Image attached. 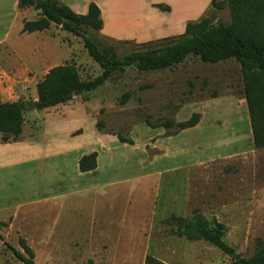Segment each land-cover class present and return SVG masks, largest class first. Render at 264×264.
<instances>
[{
	"label": "rangeland",
	"instance_id": "1",
	"mask_svg": "<svg viewBox=\"0 0 264 264\" xmlns=\"http://www.w3.org/2000/svg\"><path fill=\"white\" fill-rule=\"evenodd\" d=\"M218 1L224 8L210 7L204 16L229 23L228 0ZM20 28L16 25L11 36L14 47L0 46V70L14 81L0 84V102L28 104L20 139L40 138L41 121L61 112V139L75 151L61 165V184L48 187L60 198L20 210L11 230L9 223L0 225L6 241L23 250L24 238L36 264H145L148 255L167 264H231L236 254L253 255L264 242V148L254 145L235 59L205 63L189 56L163 70L132 67L67 104L31 108L38 100L36 84L50 68L73 65L82 80L103 69L83 39L60 25L41 34L21 31L23 39ZM89 34L118 58L155 48L160 40L143 46L92 29ZM125 93L130 98L122 104ZM194 112L201 115L199 123L178 133L145 122L147 116L154 123L185 121ZM98 120L105 122L100 132ZM79 129L83 132L73 135ZM118 135L133 143H122ZM94 151L97 170L80 171L75 156ZM195 211L225 224L223 237L235 254L205 240L178 237L165 223L173 214L189 218ZM12 214L0 211V219ZM0 257V264H23L3 241Z\"/></svg>",
	"mask_w": 264,
	"mask_h": 264
},
{
	"label": "trees",
	"instance_id": "2",
	"mask_svg": "<svg viewBox=\"0 0 264 264\" xmlns=\"http://www.w3.org/2000/svg\"><path fill=\"white\" fill-rule=\"evenodd\" d=\"M231 21L213 23L209 16L189 22L185 33L180 36L167 37L156 41L155 48L129 53L123 58L111 56L105 52L89 34V29L100 31L103 28L101 9L96 3H90L88 13H76L70 6L60 0H19V8H34L39 17L26 20L23 32L44 31L57 24L62 29L81 37L91 57L98 62L103 71L94 79L82 80L77 68L70 64H61L49 69L36 87L38 100L36 108L47 109L67 104L76 96L96 90L107 82L116 71L124 72L132 67L140 70H163L182 63L189 56L199 58L205 63H218L235 59L241 66L244 83V95L247 101L254 145L264 148V0H228ZM163 10L170 7L157 4ZM223 1L213 0L211 7L224 8ZM154 42H144L143 46ZM192 91V89H191ZM130 93H125L121 103L125 104ZM28 104L23 101L0 102V134L2 142H15L20 139L25 123ZM201 119L198 112L185 121L168 120L154 123L149 116L145 122L152 128H174L178 133L195 127ZM105 126L102 120L97 121L101 131ZM81 133L77 130L76 134ZM122 143H133V140L118 135ZM98 167L96 151L80 158L79 169L82 172L93 171ZM165 223L173 228L174 235L188 240H205L228 254H235L234 248L224 239L226 226L216 218L210 220L199 211L189 218L171 215ZM1 226L8 223L0 221ZM0 239L23 264H36L35 252L24 238L20 239V250L4 239ZM236 258V257H235ZM145 264H167L148 255ZM231 264H264V242L250 257H240Z\"/></svg>",
	"mask_w": 264,
	"mask_h": 264
},
{
	"label": "crops",
	"instance_id": "3",
	"mask_svg": "<svg viewBox=\"0 0 264 264\" xmlns=\"http://www.w3.org/2000/svg\"><path fill=\"white\" fill-rule=\"evenodd\" d=\"M60 1L80 14L88 13L90 3H96L101 9L103 28L100 32L104 36L144 43L184 34L187 24L201 19L210 9L213 0ZM18 4L19 0H0V46L6 44L14 47L11 36L16 25L21 24V35L24 21L39 17V14L32 12V8L20 9ZM157 4L167 5L170 10H163ZM50 28L31 34H41ZM19 39H23L22 35ZM5 75L7 73L0 70V84L12 85L14 81ZM35 102L32 105H35ZM63 123L61 112H56L52 118L41 121L40 138L0 142V211L14 212L8 220L0 219V221L9 223V230L14 227L16 213L20 210H28L60 198V195H50L48 187L61 184V165L67 161V156L75 151L73 146L61 139ZM79 130L83 132L82 129ZM76 131L73 135L81 134H76ZM98 131L100 132L99 129ZM80 157L81 154L75 156L76 167ZM1 242L0 239V248Z\"/></svg>",
	"mask_w": 264,
	"mask_h": 264
},
{
	"label": "water",
	"instance_id": "4",
	"mask_svg": "<svg viewBox=\"0 0 264 264\" xmlns=\"http://www.w3.org/2000/svg\"><path fill=\"white\" fill-rule=\"evenodd\" d=\"M31 108H36V105H32ZM235 257H236V259H240L241 256L236 254Z\"/></svg>",
	"mask_w": 264,
	"mask_h": 264
}]
</instances>
